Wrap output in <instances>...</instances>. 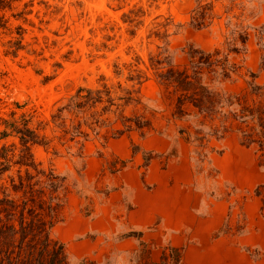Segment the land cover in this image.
Returning <instances> with one entry per match:
<instances>
[{
	"label": "rangeland",
	"instance_id": "obj_1",
	"mask_svg": "<svg viewBox=\"0 0 264 264\" xmlns=\"http://www.w3.org/2000/svg\"><path fill=\"white\" fill-rule=\"evenodd\" d=\"M199 4L212 5L215 16L201 29L191 24ZM0 16L7 21L0 27V133L5 121L24 115L30 127L45 137L47 145L32 146L35 161L64 178L67 188L52 237L64 245L72 264L83 259L97 264H163L153 260V247L139 233L127 229L124 218L132 208L131 193L127 188L121 190L116 179L135 171L142 185L150 189L145 181L150 167L164 168L186 158L193 165L197 190L208 199L212 193H220L217 164L232 162L236 167L244 157L236 149L242 145L235 132L219 141L213 138L206 148L199 147L196 133L205 136L207 131H201L197 117H174V103L148 70L150 57L167 50L171 62L183 67L189 62L190 48L226 54L232 31L246 30L250 38L245 50L230 54L239 67L237 74L231 80L215 82L214 87L223 93L241 94L248 89L251 74L263 85L256 30L264 24V0H19L12 10L0 11ZM138 71L148 79L141 86L129 80ZM104 86L121 106L112 108L116 113L102 117L111 127L99 129L96 135L84 126L89 134L86 141L77 138L70 142V135L61 139L62 130L51 122L56 110L80 87L103 90ZM128 92L137 101L124 106L118 98L127 97ZM101 109L96 111L101 113ZM120 113L125 118L144 116L151 129L114 134L113 129L123 128L117 120ZM4 145L14 146L15 154L21 148L17 137L0 140V149ZM159 147L164 152H155ZM250 149L262 172L261 184L252 191H236L226 183L223 191L238 199L233 206L238 231L245 221L243 204L248 199L259 197L264 209L261 152ZM127 238L135 242V250L127 242L123 245ZM244 250L252 261L264 264L263 251Z\"/></svg>",
	"mask_w": 264,
	"mask_h": 264
},
{
	"label": "trees",
	"instance_id": "obj_2",
	"mask_svg": "<svg viewBox=\"0 0 264 264\" xmlns=\"http://www.w3.org/2000/svg\"><path fill=\"white\" fill-rule=\"evenodd\" d=\"M16 1L19 0H0V11L12 10ZM214 17L212 5L199 4L193 11L191 24L198 29L205 28ZM6 24L4 16H0V27ZM256 31L261 50L260 65L264 70V24ZM249 38L246 30H233L226 54L220 50L205 52L190 48L189 62L183 67L174 65L170 54L164 50L150 57L148 70L153 71L155 81L174 103V117L200 119L201 131L207 133L205 136L196 133L199 147L206 148L213 138L219 141L235 132L243 146L261 152L260 165L264 166V84H258L257 76L251 74L248 89L241 94L223 93L214 87L215 82L231 80L237 74L239 67L230 60V54L243 52ZM129 80L141 86L148 79L138 71ZM127 94L125 98H118L124 101V106L137 101L133 92ZM116 100L107 86L103 90L80 87L56 110L51 122L62 130L61 139L70 135V142L77 138L86 141L89 134L83 131L84 126L93 133L111 127L102 117L116 113L113 107L121 108ZM100 106L101 113L96 111ZM119 119L123 128L112 130L118 136L133 129L142 132L151 129L144 116L125 118L120 113ZM4 123L0 140L17 137L21 148L18 154L14 153V146L4 145L0 149V264H72L64 245L51 235L64 207L65 179L52 169H43L32 153L33 145H47L45 137L30 127V120L24 115L19 120ZM185 133L180 131V134ZM169 251L163 255L162 263L181 264V251L173 248ZM78 264L97 263L83 259Z\"/></svg>",
	"mask_w": 264,
	"mask_h": 264
},
{
	"label": "crops",
	"instance_id": "obj_3",
	"mask_svg": "<svg viewBox=\"0 0 264 264\" xmlns=\"http://www.w3.org/2000/svg\"><path fill=\"white\" fill-rule=\"evenodd\" d=\"M158 141L164 143V139ZM236 149L244 157L241 164H217L220 193H212L208 199L197 190L193 165L186 158L172 161L164 168L150 167L145 180L150 189L142 185L135 171L116 179L122 184L121 190L127 188L131 193L132 208L127 212L123 209L125 225L129 232L139 233L141 240L153 247L151 257L155 262H162L163 255L173 248L181 251V264H262L261 260L252 261L244 250L259 249L264 253V209L261 210L259 197L243 204L245 221L238 231L233 215L238 199L223 194L226 183L234 185L236 191H252L262 182V172L251 149L243 145ZM155 152L164 150L159 147ZM234 176L239 180L230 181ZM126 242L129 249H136L132 238H127L123 245Z\"/></svg>",
	"mask_w": 264,
	"mask_h": 264
}]
</instances>
